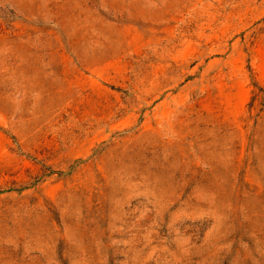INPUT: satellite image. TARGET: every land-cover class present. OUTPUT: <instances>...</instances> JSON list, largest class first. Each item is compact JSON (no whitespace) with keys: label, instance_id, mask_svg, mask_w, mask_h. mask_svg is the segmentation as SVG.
<instances>
[{"label":"rangeland","instance_id":"rangeland-1","mask_svg":"<svg viewBox=\"0 0 264 264\" xmlns=\"http://www.w3.org/2000/svg\"><path fill=\"white\" fill-rule=\"evenodd\" d=\"M0 264H264V0H0Z\"/></svg>","mask_w":264,"mask_h":264}]
</instances>
